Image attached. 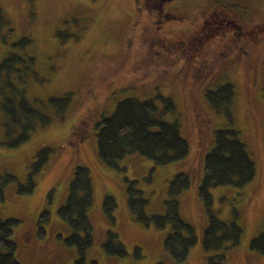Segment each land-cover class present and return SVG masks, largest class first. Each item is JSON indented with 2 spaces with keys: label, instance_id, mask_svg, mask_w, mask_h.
<instances>
[{
  "label": "rangeland",
  "instance_id": "1",
  "mask_svg": "<svg viewBox=\"0 0 264 264\" xmlns=\"http://www.w3.org/2000/svg\"><path fill=\"white\" fill-rule=\"evenodd\" d=\"M152 5V0H0L8 20L0 21V62L13 51L34 56L37 75L29 73L26 95L32 105H46L43 111L53 117L49 125L32 131L27 141L9 147L2 143L7 137L0 110V169L16 176L0 198V219L19 221L10 238L21 264H175L162 246L169 227H146L131 218L125 179L138 180L137 187L149 200L148 214L163 213L169 181L184 169L190 185L178 195L181 215L193 226L197 241L180 264H205L209 253L201 240L207 218L197 187L204 155L220 128L239 131L255 164L254 179L243 188L210 189L217 216L234 219L243 228L226 264H264V254L249 248L264 227V0H163V7L175 17L164 21L158 31L154 26L161 22L153 21ZM214 17L221 27L203 53L205 66L197 71L200 56L186 46L190 34ZM238 26L249 36L233 37ZM58 29L62 34H56ZM73 35L80 37L76 40ZM23 37L31 40L24 48L13 45ZM225 82L232 83L235 91L231 118L211 109L205 97L207 89ZM66 92L72 93V100L64 119L58 120L48 99ZM129 96L152 99L156 115L177 124L189 144L184 160L159 166L131 153L119 161L120 170L99 160L96 123ZM45 146L52 149L50 161L36 175L32 192L19 193L18 182L26 183L36 151ZM76 165L89 169L93 187L88 213L93 243L80 263L77 249L65 242L71 229L58 214ZM106 194L116 201L113 224L103 213ZM44 209L49 221L41 236L38 220ZM108 229L116 232L126 256L105 252L102 244Z\"/></svg>",
  "mask_w": 264,
  "mask_h": 264
},
{
  "label": "trees",
  "instance_id": "2",
  "mask_svg": "<svg viewBox=\"0 0 264 264\" xmlns=\"http://www.w3.org/2000/svg\"><path fill=\"white\" fill-rule=\"evenodd\" d=\"M75 20V19H73ZM0 21L8 22L0 10ZM11 30V29H9ZM62 30L56 31L57 35ZM66 37L70 36L65 33ZM79 39L80 36H72ZM31 40L23 37L13 45L24 48ZM35 58L28 52H9L0 62V110L4 114V134L2 143L16 147L27 141L37 127H45L53 117L43 111V107L32 105L25 91L29 73L35 76ZM45 79H40L43 82ZM122 89V91H124ZM235 91L230 82L207 89L205 97L208 105L216 113H225L232 117L231 105ZM72 100V93L66 92L58 97H50L48 104L58 120H63ZM41 101V100H39ZM42 102V101H41ZM167 108L171 107L169 99L165 100ZM42 104V103H41ZM96 151L99 160L116 170L123 169L119 161L131 153H138L151 159L155 165H168L184 160L189 154L188 141L180 134L175 122L160 119L156 115V106L152 99L141 100L133 96L117 102L114 111L97 123ZM52 149L42 147L35 153L26 183L18 182V192L31 193L35 177L48 164ZM255 176V164L250 158L246 145L239 139V131L234 128H220L214 132V144L204 155L203 175L197 187V199L206 215L207 221L202 234V248L209 253L205 264H226L228 251L237 246L242 237L243 228L233 219H220L213 209L212 187L234 186L243 188ZM16 180L12 173L0 169V198L4 197V188ZM126 181V199L131 218L148 227L157 229L169 227L163 238L162 246L170 254L175 264L183 262L197 241L193 226L181 215L178 195L190 185L189 172L184 169L173 175L168 184L167 198L164 200L163 213L148 214V198L137 187L138 180ZM93 203V187L89 169L83 165L73 168L65 202L59 206V216L68 224L71 233L65 242L78 252V262L85 258L87 250L93 243V227L89 220V210ZM116 201L112 195L103 198V213L110 223H114L113 212ZM49 221L48 211L39 215V234L45 233L44 225ZM19 221L15 218L0 219V264H21L15 257L16 244L11 240L13 227ZM105 252L116 257L128 253L116 232L107 230L102 244ZM251 251L264 254V227L249 243ZM139 247H135L138 252ZM157 264H163L158 262Z\"/></svg>",
  "mask_w": 264,
  "mask_h": 264
},
{
  "label": "flooded vegetation",
  "instance_id": "3",
  "mask_svg": "<svg viewBox=\"0 0 264 264\" xmlns=\"http://www.w3.org/2000/svg\"><path fill=\"white\" fill-rule=\"evenodd\" d=\"M163 0H152V9H151V15L153 17V21L155 23L160 24L154 26V30L158 31V29H161L164 27L163 22L169 19V17L174 18L175 16H172V13H170L166 8L162 5ZM159 4V5H157ZM164 8V9H163ZM178 17V16H176ZM181 18V17H178ZM204 24L201 25V29L196 30L195 34L193 32L190 34L189 39H191L190 44L186 46L187 49L193 50V53L197 56L199 55V59H196V69L201 70L205 66L203 53L207 49V46L209 45L210 41L212 40L214 34L217 32V30L221 27L220 21H218L215 17L209 21L204 20ZM208 24V25H205ZM163 26V27H162ZM204 28L207 30L205 31ZM250 33L243 32L240 27L234 31L235 38H246L249 36ZM163 43V42H161Z\"/></svg>",
  "mask_w": 264,
  "mask_h": 264
}]
</instances>
